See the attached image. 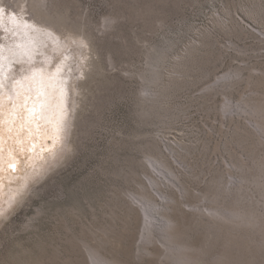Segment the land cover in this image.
<instances>
[{
    "label": "rangeland",
    "instance_id": "rangeland-1",
    "mask_svg": "<svg viewBox=\"0 0 264 264\" xmlns=\"http://www.w3.org/2000/svg\"><path fill=\"white\" fill-rule=\"evenodd\" d=\"M8 2L15 6L23 0ZM38 2L42 0H27L30 6ZM50 2L51 11H58L63 22L54 26L55 35L48 37L42 51L38 48L37 56L48 51L52 69L63 62L70 127L54 152L45 151L46 157L36 165L28 160L32 153L17 152V169L3 173L0 264H84L72 247L77 236L101 241L106 254L121 252L133 264H170L160 254L165 246L157 232L155 241L143 242V214L127 196L142 190L141 182L152 169H144L145 155L158 153L160 134L175 146L180 161L174 166L182 191L165 185L176 196L168 212L181 218L180 229L197 254L215 264L227 250L235 257L245 251L241 260L253 255V264H264L259 225L223 226L208 210L236 203L256 209L264 218V137L249 131V112H221L225 97L236 105L246 99L264 100V83L256 81L264 74V34L244 25L253 23L264 30L260 0ZM30 11L29 23L42 34L53 30L40 23L52 24L48 11ZM108 15L118 23L107 25ZM23 31L0 32V44L13 47L22 37L34 43L37 31L28 29L27 36ZM81 36L89 47L71 43ZM9 61L4 72L10 90L34 69V60ZM237 68L239 75L216 82ZM227 170L241 178L228 190ZM34 189L37 194L32 196ZM230 234L235 242L228 245ZM245 238L248 247L242 243ZM141 245L161 252L146 254Z\"/></svg>",
    "mask_w": 264,
    "mask_h": 264
},
{
    "label": "bare ground",
    "instance_id": "bare-ground-1",
    "mask_svg": "<svg viewBox=\"0 0 264 264\" xmlns=\"http://www.w3.org/2000/svg\"><path fill=\"white\" fill-rule=\"evenodd\" d=\"M115 19H116V17H114V15H110V16L108 15L104 19V21L106 22L107 25H111ZM241 20L243 22H246L244 19H241ZM40 23L46 25L47 29L50 28L49 27L50 24L43 23V22H40ZM244 25L246 26L248 31L255 29L256 31L264 34V30L260 27H257L253 23L246 22V23H244ZM48 37H50V36L47 34H42L40 31L34 32V43H33V41H31L30 38L27 39V38L22 37L21 44H24L25 50L32 53L31 58H29L28 55H19V52L21 50L15 49V45H17V44L13 45L14 50H16L18 53V55L14 58H22L23 57V60H27L28 63L32 62L34 60V69H32L30 72H27L24 75V77L22 79H20V81L23 82L25 87H33L31 80L26 79V78H30L33 75V73L42 72L46 76L55 73L57 66L53 69L49 67V61H50V55L49 54L50 53L48 51L44 50L45 51L44 57L37 56L38 48H40V50L42 51L43 50L42 47L49 43ZM17 40H18V38H17ZM8 47H10V46H8ZM8 47H5L6 50ZM49 47L53 48V46L50 44H49ZM38 60H41V61H38ZM42 60H44V61H42ZM10 62H11V60L9 61V63ZM59 65H61L62 69H64L63 68V62H61ZM240 71H241L240 68H237L235 70H229V71L225 72L224 74H221L220 76H218V78L216 79V82L228 81L232 77L239 75ZM58 78L60 80H63L66 82V75L62 74V71L59 74ZM152 80H154V79H152ZM257 80L260 83L261 82L264 83V74L257 77L256 81ZM146 87H144V89H143L144 91H147V92L151 91L150 89H147ZM66 88H67V82H66ZM67 93H68V88H67ZM32 94L33 95L35 94L34 88H33ZM68 96L69 95H67V107H70V106H68ZM151 97H149V98H151ZM263 101L261 100L258 103H252V102H250V99H246L243 101L241 100L236 105V104L232 103V101L229 97H225L221 103V112L225 116L227 114H233L234 112H240V113L249 112L250 116H248V117L246 116L249 119V122L247 124L249 126L248 129L252 134H257L261 138L262 137L261 131L264 130V102ZM141 114H142L141 116L143 118L144 114L143 113H141ZM260 114H262V115H260ZM63 136H64V134H62V137ZM159 140H160L159 143H161V146L159 147L160 149H159L158 153H151V152L149 153L148 152V154L146 153L147 155H145L146 161L149 160V158L151 159V161H152L151 168L152 169H151V171L148 172V174H146L147 179H145L143 182H141V185H143L142 190L127 193L128 197H129V194H134L138 198L135 204H137V208L140 209L141 214H143L142 215V217H143L142 221L144 223L143 224V230H142L143 242L150 243V242L155 241V238L153 235H154V232H157V235L160 238V240H162V242L165 246V249H164V251H162V253H160L161 251H158V250L157 251L154 250V251H156L157 254L160 253V254H163V256L165 255L167 260H170V262H171L170 264H179L180 261H185V262H187V264H210V263H208V261L206 262L203 260V258L200 256V253L197 254V252H196L197 248L195 247V245L192 244L191 242H189V240H187L186 237H184V232L180 229L181 218H179V216H177L175 213L168 212V204H170L173 200H176V196L171 194L170 192H167L166 191L167 186L165 187V185L169 184V185H174L175 187L180 188V184H178L179 180L177 181V179H176L178 177V174L176 173L175 166H174V163L180 162V161L177 158V155H176L177 153H175V151H176L175 146H173L172 143L170 141H168V139H166V137L164 135L160 134ZM261 141H263V140H261ZM60 142H62V138L59 141H57L54 145H53L52 140L47 141V145L51 148V150L53 149L51 151V153L54 152V150L57 148V146L60 144ZM36 151H37V153H39V151H40L39 147L37 148ZM150 151H152V150H150ZM44 157H46V152H43V154H42V158H44ZM42 158H40V156L37 155L32 160L31 163L36 165L39 162V160H41ZM56 164H57V162H56ZM144 166H145L144 169L146 168V170H148V168H147L148 166H146V163H144ZM227 171H228V175H227L226 181H225L227 183L226 189L230 188L236 184L239 185L238 183H240L241 178L238 179L237 176H235L230 170H227ZM149 179H150V183L147 182V181H149ZM172 189H174V188L172 187ZM179 190H181V188ZM36 194H37V190L36 189H35V191L32 190L31 195L34 196ZM236 202H237V200H236ZM235 204H233V205H230V204L229 205L228 204L227 205H224V204L223 205L222 204L213 205V206H210L208 208V210H209L210 215L214 219H216V221L218 219L217 217H224L223 220L220 219V221H223V226L225 224H227V225L228 224L229 225L234 224V226L235 225L240 226L243 224L242 227H244V225H245L246 226L245 228H248V226L254 227V226L259 225V229L261 230V232L264 233V218H263V216L261 215L263 218L262 219L260 214L257 213L256 209H254V208L253 209H247V207L246 208L241 207L240 206L241 204L239 206H234ZM202 214H205V212H203ZM127 225H126V227H127ZM111 228H112V226H111ZM220 228L222 229V227H220ZM106 229H108V228H106ZM215 230H216V227H215ZM218 230H219V228H218ZM232 230H233V228H232ZM108 231H110V230H108ZM104 232H107V230H105ZM223 232L224 231H221V233H218V234H222ZM229 233H230V230H229ZM231 235L232 234H230V236L226 235V236H228L226 238L228 245L235 242L234 241L235 237H233L234 238L233 239ZM235 235H237V234H235ZM239 238L240 237H238V240H239ZM241 240H243V239H241ZM248 242H249L248 238H245L244 241H242V243L246 247H248L250 244ZM147 243H146V245H148ZM242 243H241V245H242ZM104 245H105V243L102 244L101 241H100V243H93L92 241H89L86 238L84 239V238H81L78 236L73 240V243H72V247L74 248V250L77 253H80L82 255L84 264H133V263H131V261L128 258L123 257V255L120 254L121 252H118V253L116 252V253H113L111 255L106 254L103 251ZM146 245L145 246L141 245L139 247L141 248V250L144 251V253L153 254L154 251L150 250V248ZM259 246H260V244H259ZM229 248H230V246H229ZM198 251H200V249ZM229 251L230 250H227L224 253H222L220 256H218L216 258L215 264H234V263L238 264L239 260L237 261L236 257H238L239 255H237L235 257V255L233 256L232 252L231 251L229 252ZM200 252L202 253L204 251H200ZM243 254H246L245 251ZM243 254H240V257H238L241 261V262L239 261V264L240 263H242V264H253V262L255 261L254 260L255 256L250 255L249 256L250 258L247 257V259L245 258V260L243 261V260H241V257L247 256V255H243ZM76 259H79V258L77 257Z\"/></svg>",
    "mask_w": 264,
    "mask_h": 264
},
{
    "label": "snow or ice",
    "instance_id": "snow-or-ice-1",
    "mask_svg": "<svg viewBox=\"0 0 264 264\" xmlns=\"http://www.w3.org/2000/svg\"><path fill=\"white\" fill-rule=\"evenodd\" d=\"M30 7L42 8L49 12L52 17V24L49 27L53 30L48 31L47 35L54 36V26L63 22V16L58 11H51L53 5L50 0H42V2L31 6L27 0H23V3H18L15 6L8 0H0V32L16 35L18 30L23 29V34L27 36L28 29L39 31L35 24L29 23V20L32 19ZM248 7L255 8L257 6L249 5ZM258 7L261 9V15L264 16V0H260ZM113 23H118V21L114 20ZM65 39L67 40L68 37ZM71 43H79L81 48L89 47L84 42L83 36L80 37L79 42L72 39ZM15 49L21 50L19 55H28L29 58L32 56L31 52L25 50L24 44L15 45ZM5 50V45L0 44V192L4 187L3 173L6 170L14 172L17 169L19 164L16 158L17 152L21 155L26 152L32 153L28 156L29 162L37 155L42 158L43 152L51 150L47 141L52 140L54 145L62 138V134L67 133L70 127L66 82L58 78L62 66L57 65L53 74L46 76L42 72H36L30 78H26L31 80L33 87H25L22 81L17 80L9 90V86L5 83V60H11L18 53L13 47H8L9 55L6 57ZM84 78L85 75L81 72L79 79L83 80ZM33 88L34 95L32 94ZM261 135L264 137V130L261 131ZM38 147L39 153L36 151ZM146 166H152L150 158L146 161ZM148 182L150 183V179ZM140 187L142 189L143 185ZM128 198L133 203H136L138 199L134 194H129ZM2 217L3 213L0 212V218ZM217 218L224 219V217ZM10 264H26V262L14 261ZM31 264H41V262L33 260ZM53 264H57V262L54 261ZM179 264H187V262L180 261Z\"/></svg>",
    "mask_w": 264,
    "mask_h": 264
}]
</instances>
